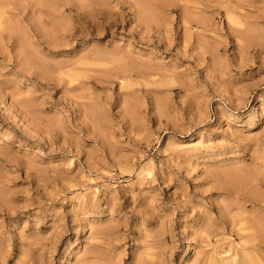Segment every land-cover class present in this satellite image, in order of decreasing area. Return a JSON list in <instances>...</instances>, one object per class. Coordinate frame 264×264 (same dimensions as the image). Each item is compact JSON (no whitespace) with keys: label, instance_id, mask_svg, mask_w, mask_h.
Masks as SVG:
<instances>
[{"label":"rangeland","instance_id":"1","mask_svg":"<svg viewBox=\"0 0 264 264\" xmlns=\"http://www.w3.org/2000/svg\"><path fill=\"white\" fill-rule=\"evenodd\" d=\"M244 262L264 0H0V264Z\"/></svg>","mask_w":264,"mask_h":264},{"label":"bare ground","instance_id":"2","mask_svg":"<svg viewBox=\"0 0 264 264\" xmlns=\"http://www.w3.org/2000/svg\"><path fill=\"white\" fill-rule=\"evenodd\" d=\"M255 160H256V159H255ZM259 160H260V159H259ZM246 257H247V255H246ZM248 260H249V259H248ZM248 260H247V261H248ZM249 261H250V260H249ZM244 263H245V262H244ZM241 264H242V263H241ZM245 264H248V263L246 262Z\"/></svg>","mask_w":264,"mask_h":264}]
</instances>
